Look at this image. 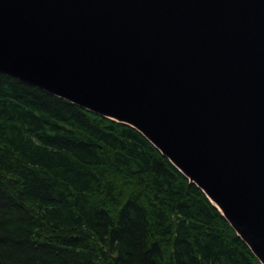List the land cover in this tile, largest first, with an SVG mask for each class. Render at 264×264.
Instances as JSON below:
<instances>
[{
  "label": "water",
  "instance_id": "water-1",
  "mask_svg": "<svg viewBox=\"0 0 264 264\" xmlns=\"http://www.w3.org/2000/svg\"><path fill=\"white\" fill-rule=\"evenodd\" d=\"M0 72L136 129L264 264V0H0Z\"/></svg>",
  "mask_w": 264,
  "mask_h": 264
},
{
  "label": "trees",
  "instance_id": "trees-1",
  "mask_svg": "<svg viewBox=\"0 0 264 264\" xmlns=\"http://www.w3.org/2000/svg\"><path fill=\"white\" fill-rule=\"evenodd\" d=\"M1 264H260L129 125L0 72Z\"/></svg>",
  "mask_w": 264,
  "mask_h": 264
}]
</instances>
